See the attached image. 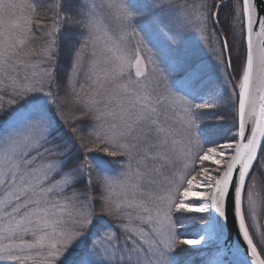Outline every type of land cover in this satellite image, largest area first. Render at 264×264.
Returning a JSON list of instances; mask_svg holds the SVG:
<instances>
[{
	"label": "snow or ice",
	"instance_id": "snow-or-ice-1",
	"mask_svg": "<svg viewBox=\"0 0 264 264\" xmlns=\"http://www.w3.org/2000/svg\"><path fill=\"white\" fill-rule=\"evenodd\" d=\"M259 5L0 0V264H264Z\"/></svg>",
	"mask_w": 264,
	"mask_h": 264
},
{
	"label": "trees",
	"instance_id": "trees-1",
	"mask_svg": "<svg viewBox=\"0 0 264 264\" xmlns=\"http://www.w3.org/2000/svg\"><path fill=\"white\" fill-rule=\"evenodd\" d=\"M192 2H194V0H189V3H192ZM50 15H51V13H49V16ZM105 16H106V22L109 23V25L111 26V28L113 30H115V28H116L115 22L107 18V13L105 14ZM46 23H47V21H46ZM238 63L239 62L237 61V65H238ZM66 65H67V58L62 56L61 57V68L63 69L64 67H66ZM212 79H214V76H210L208 78V80L205 81V84H208L210 82V80H212ZM204 122H205V125L207 126L209 132L211 133V138L216 140L217 142H220L222 138L223 139L229 138V136L231 135V131L233 130L232 122L230 119H225L221 122L220 120L217 119L216 116L209 114L204 118ZM96 154L97 155H104L103 153H99V152H97ZM109 159H111V158H109ZM120 171H121V169L119 168L118 164H113V173L120 175ZM263 193H264V191H263ZM187 221H189L188 218L186 220H184V223L186 224ZM190 225L189 224L186 225V229H185L186 232L193 233L195 231H198V229H199L198 225L199 224L195 225V226H190ZM184 254L188 258L194 260L195 264H200L201 257L199 255H197L196 253L186 251ZM210 256H211V253H206V254H204V259L208 261Z\"/></svg>",
	"mask_w": 264,
	"mask_h": 264
},
{
	"label": "rangeland",
	"instance_id": "rangeland-1",
	"mask_svg": "<svg viewBox=\"0 0 264 264\" xmlns=\"http://www.w3.org/2000/svg\"><path fill=\"white\" fill-rule=\"evenodd\" d=\"M209 112L211 113V110H209ZM113 175V177H114V179L117 181V182H119L120 180H122L123 178L120 176V175H118V174H112ZM259 190H261V186L258 184V191ZM116 191H117V193H119L120 192V188H119V186H117V188H116ZM261 195H264V193H263V191L261 192ZM187 217H188V219H189V221H187V223L185 224V225H187V224H191L190 226H195V225H198V231L200 230V225H201V222L203 221V220H207L208 218H207V216H205V215H203V214H199V213H191V214H187ZM196 232V231H195ZM187 247H191V246H187ZM215 248H216V245L213 243L212 245H211V247H208V246H206L205 247V249H202V252H204V254H206V253H211V256H210V258H209V262H210V264H213V262L214 261H216V260H219V259H221L222 258V256L220 255V253L218 254L217 253V251H215Z\"/></svg>",
	"mask_w": 264,
	"mask_h": 264
},
{
	"label": "water",
	"instance_id": "water-1",
	"mask_svg": "<svg viewBox=\"0 0 264 264\" xmlns=\"http://www.w3.org/2000/svg\"><path fill=\"white\" fill-rule=\"evenodd\" d=\"M260 8L262 10V14H264V0H260ZM223 241L226 243L224 244V248H230L233 243L237 242L236 241V235L234 230L230 231V226H225L224 232H223ZM221 256H223V253H220Z\"/></svg>",
	"mask_w": 264,
	"mask_h": 264
}]
</instances>
